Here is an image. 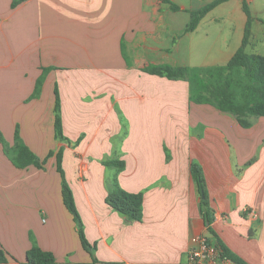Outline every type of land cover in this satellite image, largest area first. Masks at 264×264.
Wrapping results in <instances>:
<instances>
[{
    "label": "crops",
    "instance_id": "0c3cea01",
    "mask_svg": "<svg viewBox=\"0 0 264 264\" xmlns=\"http://www.w3.org/2000/svg\"><path fill=\"white\" fill-rule=\"evenodd\" d=\"M204 1L174 3L173 11L163 0H0V133L12 145L18 127L27 148L45 160L42 168L18 169L0 145L2 264H27L30 234L54 264H186L198 235L220 240L247 264H264V117L241 128L233 116L189 102L185 81L142 71L177 62L179 54L193 60L179 41L199 35L212 10L185 30L190 11L212 0ZM210 47L187 66L217 65L208 63ZM42 68L56 69L30 99ZM55 86L65 140L55 136ZM59 151L92 254L62 201ZM106 160L124 168L116 172ZM192 163L203 172L213 234ZM114 176L120 189L142 194L140 221L106 204Z\"/></svg>",
    "mask_w": 264,
    "mask_h": 264
},
{
    "label": "trees",
    "instance_id": "16d2710c",
    "mask_svg": "<svg viewBox=\"0 0 264 264\" xmlns=\"http://www.w3.org/2000/svg\"><path fill=\"white\" fill-rule=\"evenodd\" d=\"M163 1L169 4L173 11L179 9V7L170 0ZM226 1L228 0H212L203 7L190 11V20L185 31H194L199 21L207 13ZM241 7L246 15V24L242 41L238 49L224 65L201 67H172L167 64L146 65L142 68V71L149 75L163 77L168 80L185 81L188 85L189 102L198 105H208L218 112L229 114L236 119L239 127L247 129L251 126V117H264V56L246 52V47L249 44L251 35L252 18L245 0H242ZM46 69L43 70L41 76L36 81L34 91L31 95L32 98L37 97L41 91ZM54 94L55 136L60 140H65L61 121V104L57 87L54 89ZM19 137V130L18 127H16L14 145L12 147L4 146L6 156L13 166L16 168H26L28 166L42 168L45 160L42 161L38 159ZM50 155H52V153H50ZM102 164L107 168L116 169V172L124 168V162L118 160H106L103 161ZM56 170L60 175L63 204L76 224L82 247L89 254H92L95 246L91 245L84 236L81 218L74 202L73 193L66 181L62 168L61 151L56 154ZM190 171L197 184L198 192L201 197L200 208L202 217L207 224L208 231L213 234L211 229L213 219L211 209L208 206V193L206 191L203 172L196 163L191 164ZM105 202L112 210L124 215L129 221L141 220L142 194H132L120 189L115 176L108 182V194ZM214 244L220 248L222 258L229 260L233 264H247L220 240H217ZM7 261V254L0 248V264L6 263ZM26 263L54 264L55 258L52 253L42 251L39 247L33 246L26 253ZM89 264H97V262L93 260Z\"/></svg>",
    "mask_w": 264,
    "mask_h": 264
},
{
    "label": "rangeland",
    "instance_id": "374dc122",
    "mask_svg": "<svg viewBox=\"0 0 264 264\" xmlns=\"http://www.w3.org/2000/svg\"><path fill=\"white\" fill-rule=\"evenodd\" d=\"M171 1L173 3H176L178 5H183L188 8L193 7V4L198 5L201 3L203 5L202 2H206V1L200 2L197 0H194V1L193 0H171ZM245 1L248 5L250 16L252 18L251 35L249 39V44L246 47V52L249 54H258V55L264 56V23H263L264 22V0H245ZM193 2H196V3H193ZM213 19H216L217 21L215 22ZM206 20L207 21L205 25L202 23L198 31V34H199L198 36H193V39L191 37L182 38L181 41H179L181 51H186L187 53V51L190 49L191 52H193V56H194L192 57L193 60L189 62L187 55L182 56L179 54V57H178L179 61L178 60L177 62L172 61L170 66L172 67L177 66V65L187 66V65H190L191 63L192 64L200 63L199 61L201 57L203 56L204 52L206 51L205 49L207 48V46L208 48L209 46H211L208 52H211V55L213 56V58L208 60L209 61L208 63H210L211 61L212 63H216L217 65L225 64L227 57H229V55H231L234 51H236L243 37V33H244L243 28H244L245 20H246V15L242 11L241 1L231 0L226 3L220 4V6L215 7L212 10V12H210L207 15ZM209 21H211V23ZM208 25H210V28H209L210 31L208 30L210 32V36H208V38H205L204 35L202 34L204 33V29L205 28L207 29ZM207 42H208V45H207ZM180 62L181 64H179ZM44 69L46 68H42V72ZM54 69L56 68L46 69L45 74H44V80L48 72ZM41 90H42V87H41ZM40 93L41 91L39 92L38 96L34 98L30 96L31 97L30 99L38 98L40 96ZM59 98H60V94H59ZM54 101H55V94H54ZM60 104H61V101H60ZM114 109H115V112L118 114V117H119L118 120L120 121V124L123 121L121 126L125 128L124 124L126 120L121 115V113H119L116 107ZM216 117H218V115ZM223 125L224 127H226L225 124ZM123 132H126V130H123ZM224 133H227L225 129H223L222 131V137L224 136ZM19 138L21 139V137ZM0 145L2 147L1 148L2 154L11 163L9 158L6 156L4 146L6 145L9 147H12L14 145V142L12 145L7 144L6 141L4 140V137L0 133ZM42 161H44V159ZM18 169H23V168H18ZM29 239L31 242L30 249L33 246L38 247L33 235L30 234Z\"/></svg>",
    "mask_w": 264,
    "mask_h": 264
},
{
    "label": "built area",
    "instance_id": "2783aa9c",
    "mask_svg": "<svg viewBox=\"0 0 264 264\" xmlns=\"http://www.w3.org/2000/svg\"><path fill=\"white\" fill-rule=\"evenodd\" d=\"M193 246L188 250L186 264H227L230 261L221 257L220 248L208 241L205 236H194Z\"/></svg>",
    "mask_w": 264,
    "mask_h": 264
}]
</instances>
